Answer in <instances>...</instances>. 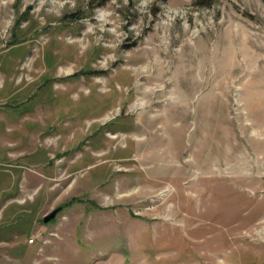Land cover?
<instances>
[{
  "label": "rangeland",
  "instance_id": "1",
  "mask_svg": "<svg viewBox=\"0 0 264 264\" xmlns=\"http://www.w3.org/2000/svg\"><path fill=\"white\" fill-rule=\"evenodd\" d=\"M0 264H264V0H0Z\"/></svg>",
  "mask_w": 264,
  "mask_h": 264
},
{
  "label": "bare ground",
  "instance_id": "2",
  "mask_svg": "<svg viewBox=\"0 0 264 264\" xmlns=\"http://www.w3.org/2000/svg\"><path fill=\"white\" fill-rule=\"evenodd\" d=\"M148 71H149V67L146 65V66H143V68H142L141 71H136V72H138V74H139V72L144 74V73H147ZM144 78H145L147 84H149L151 82V80H153V77L151 75H145ZM148 92H149V90L147 88L143 91L144 94L145 93H148ZM219 179H221V175H217L214 178V180H213L214 181V188L216 190H214V192L212 193V195H214L215 198H216V204L222 205V207H224L226 205L225 208H231L232 206L230 207V205L227 204L230 201H233L234 202V200H230L229 201V199L230 198L232 199V197L228 198V196L231 193V190L223 182L221 183V181L223 180V177H222V180L221 181ZM227 179H229L230 181L233 180L234 183H236L238 186L246 185V183L244 181L235 179L234 178V173L232 171H230L229 176H228ZM235 205L238 206V204H236V203H235ZM228 212L232 213L231 210H229ZM236 213H238V212H236ZM232 215H233V217L231 219H230V217H228V219L223 220L222 214H221V218L220 219H216L215 216H213L212 214H198V216H200L202 219L203 218L204 219L205 218H208V221H210V225H217V226L218 225H223V226H225L224 234H222L221 232L216 233L217 235L215 234L212 237V239L214 241V245L212 247H207L206 248L207 251L209 250L208 251V255H206V256H207V259L210 258L209 259L210 261H212L213 260V257H215V253L218 250V245L222 244L225 241V239H227V236H231V238H229V240H230L231 243L232 242H237V241H239L240 238L246 237V235L244 237H242L240 235V231L243 230V229L250 228V226L252 224V221L255 219V218L254 219L253 218L243 219V220H240L239 223L233 224L234 214H232ZM254 215L252 214L251 216H254ZM191 216L188 217L189 220H192V217L194 215L192 217ZM236 216H237V214L235 215V217ZM211 250H213V251H211Z\"/></svg>",
  "mask_w": 264,
  "mask_h": 264
},
{
  "label": "water",
  "instance_id": "3",
  "mask_svg": "<svg viewBox=\"0 0 264 264\" xmlns=\"http://www.w3.org/2000/svg\"><path fill=\"white\" fill-rule=\"evenodd\" d=\"M62 209H63L62 206H58L57 208L53 209L49 214L45 215L42 218V222L44 224L51 222L57 216V214L61 212Z\"/></svg>",
  "mask_w": 264,
  "mask_h": 264
},
{
  "label": "trees",
  "instance_id": "4",
  "mask_svg": "<svg viewBox=\"0 0 264 264\" xmlns=\"http://www.w3.org/2000/svg\"><path fill=\"white\" fill-rule=\"evenodd\" d=\"M81 18H83V17H79V18H77V19L81 20Z\"/></svg>",
  "mask_w": 264,
  "mask_h": 264
}]
</instances>
